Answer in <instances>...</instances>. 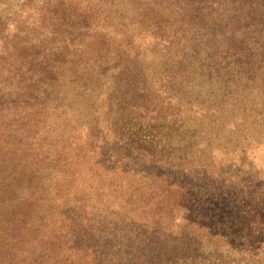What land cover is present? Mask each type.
Returning <instances> with one entry per match:
<instances>
[{
    "label": "trees",
    "instance_id": "obj_1",
    "mask_svg": "<svg viewBox=\"0 0 264 264\" xmlns=\"http://www.w3.org/2000/svg\"><path fill=\"white\" fill-rule=\"evenodd\" d=\"M49 2L0 35V260L126 264L106 250L125 221L103 205L113 144L181 160L264 144V0H57L48 54L24 24ZM246 203L244 243L207 254L193 230L133 264H264V194Z\"/></svg>",
    "mask_w": 264,
    "mask_h": 264
},
{
    "label": "rangeland",
    "instance_id": "obj_2",
    "mask_svg": "<svg viewBox=\"0 0 264 264\" xmlns=\"http://www.w3.org/2000/svg\"><path fill=\"white\" fill-rule=\"evenodd\" d=\"M30 1L0 0V14L7 19L0 26V35L13 33L16 21L22 28L20 21L25 15L21 10ZM38 1H50L47 13H39L43 22L40 25L28 22L24 26L33 44L39 39L45 41L41 53L49 54L62 43L51 38L66 33L61 32L63 27H58L61 18L53 8L57 0ZM36 4L39 8L43 5L42 2ZM71 29L69 26L67 30L71 32ZM252 145L244 155L214 153L211 157L198 155L181 160L180 151L169 156L144 157L113 144L110 151L116 158L109 164L118 165L119 169L107 174L103 205L114 204L111 211L116 218L125 217L117 220L125 221L119 226L124 231L115 239L116 243L106 249L110 261L119 256L126 264L130 260L129 264H133L137 260L134 253L145 259L157 252L162 245L160 242L177 240L183 233L193 230L202 239L203 251L207 254L218 243L233 248L249 240L250 234H243L240 224L252 223V219L249 220L248 216H245L246 220L240 219L238 210L249 208L246 202L250 194L259 197L264 194L263 188L257 191L249 188L250 180L264 171V144ZM118 155L123 156L121 160ZM262 242L263 248L264 240ZM104 244L108 246L110 242ZM101 256L96 255L98 259ZM15 261L13 257H7L0 260V264H16Z\"/></svg>",
    "mask_w": 264,
    "mask_h": 264
}]
</instances>
